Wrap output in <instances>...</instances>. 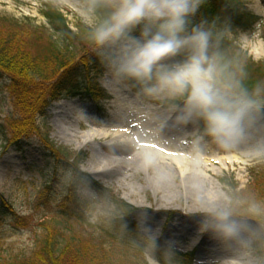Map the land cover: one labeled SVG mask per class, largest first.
<instances>
[{
    "label": "rangeland",
    "instance_id": "obj_1",
    "mask_svg": "<svg viewBox=\"0 0 264 264\" xmlns=\"http://www.w3.org/2000/svg\"><path fill=\"white\" fill-rule=\"evenodd\" d=\"M241 1L244 7L259 16L260 20L250 30L233 33V45L254 64H264V40L261 34L264 0ZM45 5L56 8L65 18L67 25L75 29L78 20L74 15L73 0H0V23L3 18L5 21L14 18L18 20L20 28L22 26L21 30L26 37L38 29L42 35H48V24L39 13V9ZM257 45L260 52L256 54L254 47ZM71 48L74 51V48ZM81 48L83 52L77 54L70 64L72 70L69 77L60 74L56 79L39 83L33 100L34 119L36 126L41 127L43 132L48 131L49 138L56 146L71 152V158L79 163L78 173L88 174L100 185V191L87 178L73 182L75 168L72 160L60 159L55 163L45 153L36 136H24L18 146L4 143L0 135V198L12 203L17 212L25 217L33 219L42 215L49 217L52 212L56 214L63 210L73 223H76L73 216L76 209L72 203L85 200V215L91 223L88 226L81 224L83 226L80 229L83 234L86 233L85 237H88L92 230L102 231L99 234L106 238L105 244H111L117 247L116 249H126L134 255L137 251L122 244L114 235L107 236L112 228L111 222L122 214L121 208L112 201L113 198H117L133 207L131 218L136 226H139L138 232L142 235L143 242L148 244L142 247L140 254L146 264H161L151 247L153 240L162 241L164 246L161 245L162 249L172 250V244L175 242L177 244L175 251L181 253L193 251L192 264H229L230 254L224 248L215 246L209 239L205 238L195 245L197 237L193 235L192 228L196 222L192 217L201 213L198 201L201 198L205 199V190L210 193L211 200L227 192L219 181L220 177L235 183L236 190L251 191L258 195L255 190L256 177L264 175V164H249L237 151L225 152L211 142L201 143L198 156L205 161V166H197L194 171L199 172L208 183L203 186L197 177L193 180V175H189L184 178V184L197 187L198 190L190 188L189 198L181 196L173 200V196H178L183 187L180 184L182 177L175 172L171 162L164 163L162 168L164 172L158 165L152 166L150 171L156 172V179L151 180L149 174L146 175L139 167V161L136 159L139 150L133 143L118 141L113 135L108 137L102 135L103 129H109L112 133L114 130L111 129L116 130L120 125L126 127L137 118L123 113L122 106L117 103L118 97L128 95V87L131 88V85L129 83L121 89L106 90L103 84L105 69L103 73L96 74L92 71L89 74L86 63L81 59L85 60L88 54L87 57L92 61L95 54L87 44L84 46L85 50L83 46ZM6 82V78L0 77V124L13 114L12 100L7 92ZM73 86H77L78 89L73 91ZM91 86L96 90L98 98L87 92L91 90ZM139 104L148 110L153 107L140 100ZM155 110L161 114L160 109ZM162 126L165 128L169 124ZM196 127L195 124L189 125L188 136L184 139L183 146H178L183 153L189 152L194 155L193 139ZM85 132L96 134L92 136L93 141L82 145V135ZM136 132L138 140L135 139V145L141 146L147 143L145 140L150 139L149 134L143 132L141 128H137ZM8 137L12 140L11 135ZM97 152L115 154L124 158V161L113 169L93 171L92 159ZM133 167H137L134 176H126L129 171L127 168ZM72 183L75 185V192L74 188L73 191L71 189ZM155 185H158V190H155ZM167 192L173 194L168 195L169 200L165 206L162 195ZM150 227L153 232L149 233L147 229L150 230ZM106 229L109 231L103 232ZM34 230L30 228L14 230L7 222L0 225V257H12L20 253L31 255L35 246V236L39 232V229ZM179 231L181 236H175L174 233ZM169 255L170 253H167L164 257L168 260Z\"/></svg>",
    "mask_w": 264,
    "mask_h": 264
},
{
    "label": "clouds",
    "instance_id": "obj_2",
    "mask_svg": "<svg viewBox=\"0 0 264 264\" xmlns=\"http://www.w3.org/2000/svg\"><path fill=\"white\" fill-rule=\"evenodd\" d=\"M208 3L73 0V11L106 90L131 83L138 100L160 109L162 124L197 126L190 167L204 142L264 164V78L249 77L228 23L197 21ZM198 204L195 245L207 238L230 254L229 264H264V196L233 190Z\"/></svg>",
    "mask_w": 264,
    "mask_h": 264
},
{
    "label": "trees",
    "instance_id": "obj_3",
    "mask_svg": "<svg viewBox=\"0 0 264 264\" xmlns=\"http://www.w3.org/2000/svg\"><path fill=\"white\" fill-rule=\"evenodd\" d=\"M41 12L49 28L48 35L45 36L38 29L37 32L26 37L18 20L1 19L0 77L7 79L6 89L12 100L13 114L0 124V135L5 143L12 142L17 145L24 136L34 135L39 139L45 153L56 163L60 159L66 161L72 159L71 152L56 146L49 138L48 131L43 132L41 127L36 126L33 100L41 81L56 79L60 74L65 77L70 76L69 72L72 70L70 64L77 54L83 52L82 46L85 50L84 46L87 43L82 39L78 23L74 30L71 29L56 8L48 5ZM203 18H218L221 23H228L233 33L250 30L260 20L259 16L244 7L241 0H209L196 19L199 21ZM261 25V34L264 38V20ZM234 48L240 53L235 45ZM240 54L245 59L249 77L251 79L264 78V64H254L245 57L244 53ZM87 55L86 59H81V61L86 63L88 73L92 71L96 74L103 73L104 67L96 55L92 61ZM90 91L97 97L98 94L96 90H93V86ZM10 135L12 140L8 137ZM73 166L77 172L74 173L73 182L83 181L85 176L78 173L75 161ZM219 181L227 192L236 190L237 185L228 182L224 177H220ZM95 186L98 190L101 189L99 184L95 183ZM73 188L75 189V185L72 184V191ZM255 190L258 195L264 196V175L256 177ZM112 201L121 208L122 214L111 222L110 227L112 228L107 236L114 235L122 244L137 251V254L133 255L126 249H116L117 247L111 244H105L106 238L99 234L102 231L92 230L89 236L85 237L86 233L83 234L80 229L83 226L81 224L91 225L84 211L86 202L72 203L76 209L73 214L76 223H73L63 210H59L56 214L52 212L49 217L47 215L36 219L25 217L17 212L12 203L0 198V225L7 222L14 230L30 228L35 231L34 229H39L34 239L35 246L31 255L20 253L12 257H0V264H146L140 254L142 247L148 244L143 242L142 235L131 218L133 207L117 198H113ZM108 231L106 229L103 232ZM157 243L158 241H155L151 247L155 248V256L161 264H192L193 253L170 254L167 260L158 248L153 247Z\"/></svg>",
    "mask_w": 264,
    "mask_h": 264
},
{
    "label": "bare ground",
    "instance_id": "obj_4",
    "mask_svg": "<svg viewBox=\"0 0 264 264\" xmlns=\"http://www.w3.org/2000/svg\"><path fill=\"white\" fill-rule=\"evenodd\" d=\"M254 50H255L254 53L256 54L259 53L260 52L259 45L255 46ZM127 93H128L127 96L118 97L117 103L122 106L121 111L123 113L125 112L128 116L132 115L137 118L132 120L129 123V125H127L126 127L120 125L117 127L116 130L111 129L114 130L112 131V133L110 132L109 129H107L108 131L103 129L102 131L104 132L102 133V135L104 137L113 135V137H116V140L118 141H123V142L128 141L133 143L134 146L137 147L139 150L138 156H136L137 157L136 159L139 161L138 162L139 167H141L145 171L146 175L149 174L151 180L156 179V172L154 170L150 171L152 169V166L158 165L162 169L164 163L167 164L168 161L171 162V164H173V168L175 172L181 175L182 179L180 180V184L183 185V186L181 185V187H183L182 192H179L178 196H173V200L180 198L181 196H185L189 198L190 192L188 191V189L190 188H192L193 190L197 189V187L184 184V178H187V176L189 175H193V173L198 174L196 175L197 179H199L203 183V186H206L208 181L204 180L203 176H201L199 172L194 171V168L197 166H205V161L198 156L196 158L195 164L190 167V161L193 157V154L189 152L183 153L178 147L179 145L183 146V141L188 136L187 132L189 126L187 127L177 126L174 123H169V126L164 128L161 124L162 123L161 114H159L153 108H150L148 110L141 107L136 94L132 92L129 88ZM142 113H145V115ZM140 115L142 117H139ZM120 123L121 122H119V124ZM106 126H111V125H106ZM137 128H141L143 132L149 134L150 136L149 140H145L147 141V143L142 144L141 146L135 145L134 143L136 140H138L137 132H136ZM95 134L96 133L94 132H85L82 135V139H83L81 142L82 145H87V143L93 141L92 136H95ZM123 161L124 158H121V156H116L115 154L110 155L108 153L97 152L93 155V159H92L93 171L95 170L101 172V171H105L106 169H113L115 166L116 167L119 166ZM127 169L129 171L125 175L133 177L134 174L136 173L135 171L137 170V167L135 168L133 167V169H129V168ZM162 171L164 172V169H162ZM158 189H159L158 185L157 186L155 185V190ZM170 194L173 193L167 192L162 195V197H164L163 203H165L163 205L167 206V202L169 200L167 197ZM209 194L210 193L208 192V190L207 191L205 190L204 193L205 199L208 198L207 200H211ZM126 199L127 201H129L128 198ZM129 202L132 203V201ZM147 231L149 233L153 232V230H151V227L150 230L147 229ZM180 234L181 231L174 233L175 236H178Z\"/></svg>",
    "mask_w": 264,
    "mask_h": 264
}]
</instances>
